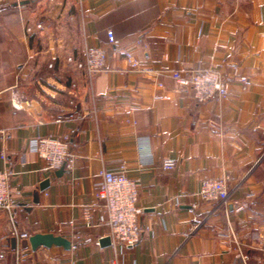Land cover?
<instances>
[{
  "label": "crops",
  "instance_id": "crops-1",
  "mask_svg": "<svg viewBox=\"0 0 264 264\" xmlns=\"http://www.w3.org/2000/svg\"><path fill=\"white\" fill-rule=\"evenodd\" d=\"M21 1L0 3V171L15 204L0 210V247L12 264H264V0ZM96 46L105 69L89 79L74 62ZM198 64L220 68L227 96L197 103L175 82ZM38 135L69 137L59 176L30 150ZM122 165L139 183L141 238L102 246L97 173ZM221 177L229 197L200 201L201 180ZM12 225L72 246L23 254Z\"/></svg>",
  "mask_w": 264,
  "mask_h": 264
},
{
  "label": "built area",
  "instance_id": "built-area-1",
  "mask_svg": "<svg viewBox=\"0 0 264 264\" xmlns=\"http://www.w3.org/2000/svg\"><path fill=\"white\" fill-rule=\"evenodd\" d=\"M4 0H0L2 3ZM39 28L40 24H36ZM26 31L31 32L30 26ZM106 37L109 43H115L113 31L106 30ZM126 59L132 67H138V62L130 52L125 53ZM67 61H72L71 56ZM78 69H81L87 78L91 79L95 74L105 69L106 51L101 46L87 48L84 51L83 58L74 62ZM234 76L245 87L248 78L239 75L237 69L232 72ZM175 82L184 90L190 92L197 103H202L211 99H221L229 93L228 79L220 68L196 65L188 73L183 74L176 70L172 73ZM26 102L18 95H13L12 106L15 109H21ZM30 150L44 161L45 170H57L61 167L70 168L72 158L69 152V137L36 136L30 141ZM139 152L141 156H148L141 147ZM4 157L3 154H1ZM175 160L166 158L160 163L163 170L173 169ZM98 181L94 193L95 205L99 209L97 224L104 225L108 229V236L113 245L132 246L140 241L141 226L138 222V216L142 213V207L137 203L139 193V183L135 179L129 178L125 173V167L122 165L116 170L101 169L97 173ZM9 173L0 171V210H6L9 213L13 210L15 204L11 198L9 189ZM197 198L202 202L221 201L224 202L229 197L227 179L221 178H203L200 182ZM196 205H192L195 207ZM12 220V217H10ZM11 235L23 239L28 238V234L19 233L12 225ZM247 257L244 256V259ZM19 260V251L16 250V259ZM113 264V262H112Z\"/></svg>",
  "mask_w": 264,
  "mask_h": 264
},
{
  "label": "water",
  "instance_id": "water-1",
  "mask_svg": "<svg viewBox=\"0 0 264 264\" xmlns=\"http://www.w3.org/2000/svg\"><path fill=\"white\" fill-rule=\"evenodd\" d=\"M28 2L27 0L19 2V4H23ZM64 172V168L61 167L55 171V174L59 176ZM49 180L45 179L39 184V190H43L48 185ZM33 202L37 203L38 198L36 193L34 194ZM29 210V209H28ZM11 248L14 249L16 246V238L10 237L9 239ZM28 249L24 251L23 254L28 253L30 250L34 251L38 247H61L62 249L68 250L71 248V241L61 235H54L52 233H34L28 236L27 238ZM100 245H108L110 243V237L105 236L99 239Z\"/></svg>",
  "mask_w": 264,
  "mask_h": 264
},
{
  "label": "rangeland",
  "instance_id": "rangeland-1",
  "mask_svg": "<svg viewBox=\"0 0 264 264\" xmlns=\"http://www.w3.org/2000/svg\"><path fill=\"white\" fill-rule=\"evenodd\" d=\"M8 223V221H7ZM13 259L7 252H2V249L0 247V264H12Z\"/></svg>",
  "mask_w": 264,
  "mask_h": 264
}]
</instances>
